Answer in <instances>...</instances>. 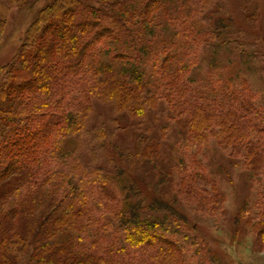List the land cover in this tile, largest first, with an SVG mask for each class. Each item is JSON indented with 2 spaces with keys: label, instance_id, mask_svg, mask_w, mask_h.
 <instances>
[{
  "label": "trees",
  "instance_id": "trees-1",
  "mask_svg": "<svg viewBox=\"0 0 264 264\" xmlns=\"http://www.w3.org/2000/svg\"><path fill=\"white\" fill-rule=\"evenodd\" d=\"M166 1L51 0L0 67V264L24 256L28 264H223L185 235L186 217L175 206L148 199L131 178L133 156L153 160L149 133L131 153L115 146L125 128L118 119L115 129L88 126L94 100L142 121L161 105L182 106L191 143L214 137L255 143L249 156L264 151V109L250 86L228 84L215 103L205 96L212 86L189 87L191 43L229 44L232 25L213 22L216 4L203 0L195 16L188 13V28L170 35L150 24ZM4 6L0 0V33ZM148 34L159 35L162 51L152 53ZM103 157L116 163L106 169Z\"/></svg>",
  "mask_w": 264,
  "mask_h": 264
},
{
  "label": "rangeland",
  "instance_id": "rangeland-1",
  "mask_svg": "<svg viewBox=\"0 0 264 264\" xmlns=\"http://www.w3.org/2000/svg\"><path fill=\"white\" fill-rule=\"evenodd\" d=\"M2 1L5 3V24L0 33V67L13 61L28 27L51 2ZM202 1L167 0L153 14L150 24L156 28L163 25L170 35L188 28L185 19L192 20L190 16L187 18L188 13L193 12L195 16ZM214 3L213 22L218 17L227 20L232 25L229 29L232 41L215 47L191 43L194 54L189 87L196 93V90L212 86V93L205 96L207 102L215 103L224 95L223 88L228 84L238 87L246 83L264 109V0H214ZM146 39L153 48L152 53L163 50L159 35L148 34ZM157 57L160 61L163 52L153 59ZM168 109L166 104L161 105L142 121L121 118L109 103L94 100L88 126L104 124L115 129L113 121L118 119L125 128L115 139V146L131 153L145 144L146 133H149L147 141L151 144L153 160H139L141 153L133 156L134 173H130L144 195L148 199L159 197L161 203L175 206L186 217L185 235L194 236L208 253H216L223 264H264V151L260 149L250 155L252 164L249 165L250 151L255 149L253 142L229 145L211 137L204 145L191 143L188 113L182 112V106L173 112ZM165 132L167 136L163 137ZM142 136L143 143L140 142ZM104 158L100 164L106 169L116 163ZM148 212L165 218L163 212ZM179 240L182 244L191 242L184 238ZM196 248L188 243L190 253ZM28 261L29 256H24L18 264H28Z\"/></svg>",
  "mask_w": 264,
  "mask_h": 264
}]
</instances>
